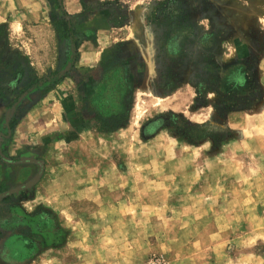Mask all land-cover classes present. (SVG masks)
<instances>
[{
  "label": "rangeland",
  "instance_id": "rangeland-1",
  "mask_svg": "<svg viewBox=\"0 0 264 264\" xmlns=\"http://www.w3.org/2000/svg\"><path fill=\"white\" fill-rule=\"evenodd\" d=\"M22 1L44 18L0 24V264H264V0ZM103 87L111 131L82 109Z\"/></svg>",
  "mask_w": 264,
  "mask_h": 264
},
{
  "label": "trees",
  "instance_id": "trees-1",
  "mask_svg": "<svg viewBox=\"0 0 264 264\" xmlns=\"http://www.w3.org/2000/svg\"><path fill=\"white\" fill-rule=\"evenodd\" d=\"M52 22H53V26L59 38L61 39L70 38L71 28L68 26L69 24L66 19L59 18V19L53 20ZM2 91L3 90L0 87V93H2ZM94 93H95L94 94L95 96L96 92ZM118 93H120L119 87H103L102 92L98 93L99 96H96L97 100H93V97L88 99V101L83 104V108H82L86 113L85 120L88 122V120H90L91 117L96 118L98 121L92 126L98 129L99 131H111L112 129L121 125L123 121L125 120L127 113H124L123 115L119 111H115L111 109L109 105V102L111 101V99H114L115 97H117ZM128 100L130 99L128 98ZM98 106H101V107L97 109ZM105 107H109L110 109L109 113L107 114L103 113V109H105Z\"/></svg>",
  "mask_w": 264,
  "mask_h": 264
},
{
  "label": "crops",
  "instance_id": "crops-1",
  "mask_svg": "<svg viewBox=\"0 0 264 264\" xmlns=\"http://www.w3.org/2000/svg\"><path fill=\"white\" fill-rule=\"evenodd\" d=\"M20 0H0V24L3 22H7L8 26H16L22 28L28 22V17L31 16L36 12L35 16L43 17L44 11L40 10L41 5L37 7L35 4L27 5L26 2H19ZM33 11V13H31ZM22 13V14H21ZM13 16V18H12ZM33 17V16H32ZM40 19V18H39ZM33 20H38L33 18ZM42 21V20H39ZM40 73V71H37Z\"/></svg>",
  "mask_w": 264,
  "mask_h": 264
}]
</instances>
